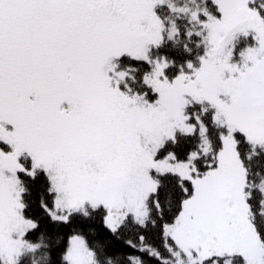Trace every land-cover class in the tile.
Here are the masks:
<instances>
[{
	"label": "snow or ice",
	"instance_id": "obj_1",
	"mask_svg": "<svg viewBox=\"0 0 264 264\" xmlns=\"http://www.w3.org/2000/svg\"><path fill=\"white\" fill-rule=\"evenodd\" d=\"M0 264H264V0H0Z\"/></svg>",
	"mask_w": 264,
	"mask_h": 264
}]
</instances>
